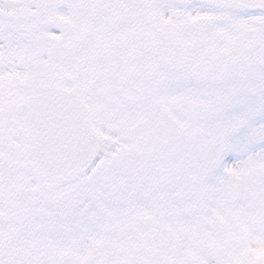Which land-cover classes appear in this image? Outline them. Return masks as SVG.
<instances>
[{
	"label": "snow or ice",
	"instance_id": "obj_1",
	"mask_svg": "<svg viewBox=\"0 0 264 264\" xmlns=\"http://www.w3.org/2000/svg\"><path fill=\"white\" fill-rule=\"evenodd\" d=\"M0 264H264V0H0Z\"/></svg>",
	"mask_w": 264,
	"mask_h": 264
}]
</instances>
